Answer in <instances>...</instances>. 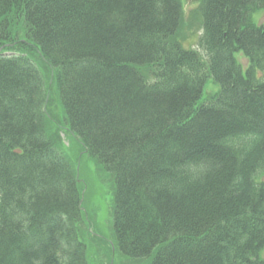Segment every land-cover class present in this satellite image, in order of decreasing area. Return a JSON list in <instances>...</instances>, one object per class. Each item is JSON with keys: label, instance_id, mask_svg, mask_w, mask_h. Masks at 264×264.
<instances>
[{"label": "trees", "instance_id": "trees-1", "mask_svg": "<svg viewBox=\"0 0 264 264\" xmlns=\"http://www.w3.org/2000/svg\"><path fill=\"white\" fill-rule=\"evenodd\" d=\"M199 5L185 50L181 0H0V264H87L51 90L113 181L108 261L264 264V0Z\"/></svg>", "mask_w": 264, "mask_h": 264}, {"label": "rangeland", "instance_id": "rangeland-1", "mask_svg": "<svg viewBox=\"0 0 264 264\" xmlns=\"http://www.w3.org/2000/svg\"><path fill=\"white\" fill-rule=\"evenodd\" d=\"M181 4L185 26L181 28L177 41L185 50H198L196 44L202 33L200 16L197 14L200 1L181 0ZM253 20L257 24L264 23V11L255 13ZM201 54L203 55V53ZM236 57L245 68L246 61L239 55H236ZM50 84L51 76L48 81V87L46 88L47 92L49 91ZM218 89L219 86L211 78H208L197 104L207 102L209 98L218 92ZM47 104L48 112L56 124L54 121L52 123L59 125L56 130L59 132L61 140V152L67 157L66 160H69L71 166L76 168L81 183L84 184L83 210L89 218V226H91L89 231L92 234L90 238L87 236L88 228L86 232V226L88 225L84 222L80 229V240L86 246L85 258L87 264H128L119 256L110 261L106 258V255L108 256V246L113 242L112 215L110 216L113 202V181L110 179V175L100 166L96 165L88 156L81 154V149L75 139L71 135L68 136L67 133L63 132L62 129L66 128V126L60 123L63 122V113L53 90H51L50 99L47 96L45 102L46 110ZM257 179L259 180L260 178ZM260 257L264 259V249L260 253Z\"/></svg>", "mask_w": 264, "mask_h": 264}]
</instances>
